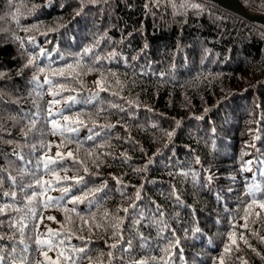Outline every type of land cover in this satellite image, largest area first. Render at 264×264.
Segmentation results:
<instances>
[{"label": "trees", "instance_id": "16d2710c", "mask_svg": "<svg viewBox=\"0 0 264 264\" xmlns=\"http://www.w3.org/2000/svg\"><path fill=\"white\" fill-rule=\"evenodd\" d=\"M240 2L264 14V0ZM85 48L93 51L81 56ZM45 76L71 91L53 97L60 90ZM64 116L82 122L77 131L60 134ZM57 151L52 167L69 179L29 205L26 194L39 191L29 183L55 182L37 164ZM262 174L263 25L208 0H0V254L14 247L15 264H70L69 254L76 264H264V210L253 205L242 218L246 184L264 186ZM64 187L60 206L44 208ZM72 197L83 199L75 205L83 219L65 211ZM16 218L23 235L9 227ZM36 236L53 240L47 259Z\"/></svg>", "mask_w": 264, "mask_h": 264}, {"label": "snow or ice", "instance_id": "6c2138e0", "mask_svg": "<svg viewBox=\"0 0 264 264\" xmlns=\"http://www.w3.org/2000/svg\"><path fill=\"white\" fill-rule=\"evenodd\" d=\"M181 7H184V5H181ZM191 7L193 8H200V5L198 4H192ZM98 43V42H97ZM145 48H147V45H145ZM93 51L92 48H85L83 53L81 54V56H86L89 55L91 52ZM43 55V53H41ZM110 55H115V53H111ZM97 62H99L100 58L96 57L95 58ZM35 63V58L31 57L28 59L27 61V65H33ZM26 65V66H27ZM76 68H79L81 72L83 71H91L90 68H84L82 67L79 63H77V65L75 66ZM67 69L68 70H73L74 69V65L73 64H68L67 65ZM39 71L41 73H43L45 70L44 68H40ZM56 74L64 77L65 76V69H58L56 71ZM75 78V77H73ZM34 81H37V87H43L42 84H40L38 82L39 78L38 77H33ZM98 85L101 83L99 80L96 82ZM43 84H47L50 86V88H58L60 91H54L51 92V94L53 95V97L56 96H60L62 92L64 91H71L70 89L66 88L64 83H56L53 80H50L47 76H45V79L43 81ZM74 97L69 96L67 97V99L64 101L65 104H69V102L74 101ZM60 100L57 99H52L49 101V105H55V104H59ZM48 115L49 117L53 116V112L51 107H49L48 109ZM63 121L65 122V124L60 125V134L64 135V129L67 128L68 131L70 132H75L78 130V128L76 127V125L82 123L79 120H73L70 116H64L63 117ZM49 124L52 125V133L56 134V129H57V125L58 122L55 119H51L48 121ZM32 126H35V121H31ZM156 125H153V128H155ZM173 135V133L169 132L167 133V136L169 138H171V136ZM89 140H92L93 137L89 136L88 137ZM71 142V140L69 141ZM41 146H44L43 143L41 144ZM35 147V146H34ZM68 157H73V153L71 151H69L67 153ZM62 154L61 152L57 151L56 153V158L53 157H48L46 159H42L41 161L38 162L37 164V168L40 167V165L42 164L43 169L45 172H51L53 176H55V182L51 183L49 181H45L42 178H36L34 183H29L27 185V187L29 188H35V189H39V191H33L30 195L26 194L27 196V201L29 205H32L33 201H37V203H39V197L44 196L45 193L47 191H56L59 190L57 185L60 183L61 180H68L69 177L64 176L63 178H61L58 174H57V170L56 168L52 167L54 165H59L60 164V160L62 159ZM21 159H23V157H21ZM149 163H151V161H149ZM249 164H251V161L248 162ZM244 170H250V169H244ZM85 171H87V169L85 168ZM264 175V174H262ZM83 177H80L79 179L76 180L77 183H80L82 181ZM21 190H23L24 185H21ZM70 191L69 187H64L63 191L61 192V196L60 197H51V196H47L44 201H43V207L44 208H48L51 206H60V201L62 199H64V197H66L68 195V192ZM96 192L102 191V189H96ZM5 195H9L8 193H5ZM11 197L13 199H15L16 197V192H12ZM243 196L247 197L248 200L246 203H244L243 205V212H244V216L242 217L243 219H245V221H247V218L249 216V209H251L253 207V205L258 206L259 209L264 210V186H262L259 183H256L255 181H253L251 184H246V191L242 194ZM137 199H139V195L137 196ZM83 199L81 197H72L71 199L66 201V204H72L73 207L71 209H68L67 207H65V211L66 212H72V213H76V216L80 219H83L80 215L79 212H77V209L75 207V205H77L78 203H82ZM7 207H11V206H7ZM132 207H135V205H132ZM6 209H0V213H3ZM14 211L20 212L22 211V209L20 208H16L14 209ZM123 211L127 212L128 209L125 208L123 209ZM29 215L35 217L36 213L35 210L32 208H29ZM105 215H107V213H105ZM257 216L260 215L259 212L256 213ZM40 219L42 220L43 217H40ZM47 219L49 220H54L55 218L52 216L47 217ZM66 219H68V217H66ZM163 223V222H161ZM9 227L10 228H15L16 231L20 232L21 235H23L24 229L27 227V224L24 222V219L21 218H16L13 221L9 222ZM116 227H119V221H117ZM235 227V225L233 224V228ZM243 228H247V223H245L244 225H242ZM48 235L49 237H60L61 233H53L51 229L48 230ZM114 235L117 236V238H119V234L114 232ZM233 235L234 232H229L228 233V238L231 241L232 245L236 246V250L239 251V245L237 244L236 240L233 239ZM0 239H3L2 237H0ZM164 239H167L166 237H164ZM241 239L243 240V235H241ZM59 242V241H57ZM245 243H247V241H244ZM20 243H23V241H20ZM34 243L37 246L36 250L40 251L42 256H44L45 259H47V252L44 251L45 248H47L48 250H51L54 247L53 244V240L52 239H47V240H42L40 237L36 236L34 237ZM169 245H178L179 244V240H174V241H168ZM112 248H115L116 245H111ZM249 247H251V245H249ZM230 247L228 245H225V253H228L230 251ZM254 250V249H253ZM24 251H27V249H24ZM65 251H68L67 249H65ZM73 252L77 253V254H81V253H85L86 249L85 248H79V249H73ZM165 253H167L168 251H170V248H166L164 249ZM16 249L13 247L11 248V251L8 252L6 255L7 256H11L12 257V261L13 264H15V260H16ZM259 254V253H257ZM5 254H0V264H8L7 258H6ZM60 255H63V253L61 252ZM109 256L112 255L111 252L108 253ZM66 261L70 262V264H76V258L72 255L69 254L67 256L64 257ZM153 259H156L155 257H153ZM239 259V258H237ZM34 264H41L40 261H35ZM140 264H147V261H142L140 262ZM163 264H169L168 261H163ZM215 264V262H214ZM219 264H224V259L221 258L219 261ZM241 264H247L246 260H243L241 262Z\"/></svg>", "mask_w": 264, "mask_h": 264}, {"label": "water", "instance_id": "95a60500", "mask_svg": "<svg viewBox=\"0 0 264 264\" xmlns=\"http://www.w3.org/2000/svg\"><path fill=\"white\" fill-rule=\"evenodd\" d=\"M208 1L213 2L219 8L234 13L251 23H258L264 26V14L246 12L240 0H208Z\"/></svg>", "mask_w": 264, "mask_h": 264}]
</instances>
